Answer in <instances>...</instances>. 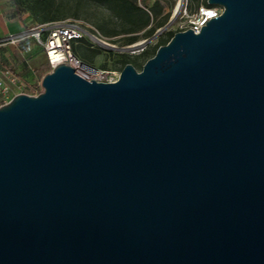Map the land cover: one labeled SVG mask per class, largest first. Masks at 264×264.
<instances>
[{
	"label": "water",
	"instance_id": "95a60500",
	"mask_svg": "<svg viewBox=\"0 0 264 264\" xmlns=\"http://www.w3.org/2000/svg\"><path fill=\"white\" fill-rule=\"evenodd\" d=\"M206 3L140 70L0 104V264H264V0Z\"/></svg>",
	"mask_w": 264,
	"mask_h": 264
},
{
	"label": "rangeland",
	"instance_id": "374dc122",
	"mask_svg": "<svg viewBox=\"0 0 264 264\" xmlns=\"http://www.w3.org/2000/svg\"><path fill=\"white\" fill-rule=\"evenodd\" d=\"M47 1L52 13L60 16L56 20L67 18L81 19L95 27L100 32V34L105 38L106 44L91 47L87 40L82 39L79 41L73 40L71 45H76L79 56H87L84 59L80 56L84 62L91 66L105 69L107 72H110L111 75H119L125 59L128 60L129 63H132L137 70H140L144 60L138 58L139 53L142 51L138 52V50H140L142 46L137 48H132V46L139 44L145 39L146 48L148 50H153L156 46V34L165 33L169 30L176 31L178 25L180 23H186L189 18L188 15L202 2V0H157L159 1L162 10L161 13L157 17H154L150 23V25L155 27L154 33L147 36L143 34V31H139L137 33V39L130 42L128 41L130 34L122 32L121 30L126 25L125 22L121 19L119 13L116 10H113L109 4L96 3L91 0ZM154 1L155 0H135L136 4L142 8H144L146 3L151 5ZM179 1L181 3L176 9V5ZM186 1L188 15L183 16L181 9ZM0 15H5L6 17H9L10 15L21 17L27 27L40 23V21L33 19L23 4L19 8H16L13 0H0ZM161 21L163 22V25L158 26ZM9 52L14 58L20 57V53L17 51L15 46H13ZM122 53L126 56H123ZM44 62L45 59H43L42 64ZM36 66L37 65L32 64V67ZM36 72L40 75L42 68L38 67ZM39 83L35 85L36 87H30L27 83H22L21 87L9 84V90L6 94L7 97L0 94V104H2V101L9 100L12 95L19 92L28 94L37 93L40 90Z\"/></svg>",
	"mask_w": 264,
	"mask_h": 264
},
{
	"label": "built area",
	"instance_id": "2783aa9c",
	"mask_svg": "<svg viewBox=\"0 0 264 264\" xmlns=\"http://www.w3.org/2000/svg\"><path fill=\"white\" fill-rule=\"evenodd\" d=\"M222 11L223 7L218 4L210 5L201 2L196 6L195 10L188 15L186 1L181 9V13L183 16L188 15L189 18L186 23H180L176 31L190 28L194 33H198L202 25H204L210 18L220 15ZM26 38L32 39L42 48L45 61L49 64L50 68L60 62H67L74 68L77 74L87 80L111 82L118 78V74L111 75L110 72H107L105 69L89 66V64L82 61L72 51L71 42L73 40L79 41L85 39L89 42L91 47L106 44L105 38L100 32L95 27L81 19L67 18L37 23L19 33L9 34L8 36L1 38L0 42L8 41L10 43H16ZM139 46H142V48H140L138 52L146 47V40L144 39L139 44L133 45L132 48H137ZM82 65L89 66L95 70V72L83 75L81 70ZM9 79L10 83L13 85H16L17 87L22 86V83H20V81L14 76H10ZM8 90L9 86L0 81V94L7 97L6 94ZM4 102L6 101H2V103Z\"/></svg>",
	"mask_w": 264,
	"mask_h": 264
},
{
	"label": "trees",
	"instance_id": "16d2710c",
	"mask_svg": "<svg viewBox=\"0 0 264 264\" xmlns=\"http://www.w3.org/2000/svg\"><path fill=\"white\" fill-rule=\"evenodd\" d=\"M96 3H106L111 6L113 10H116L121 19L125 22L122 32L130 34L128 41L133 42L137 39V33L143 31L144 35H152L155 31V27L150 25L154 17H157L161 13V6L159 1L155 0L151 5L145 4L144 8L138 6L135 0H91ZM14 6L19 8L22 4L25 6V9L30 13L33 19L42 22L52 21L58 19L60 16L52 13L50 6L48 5L47 0H13ZM202 3L206 4V0H202ZM163 25V22H159L158 26ZM175 31H166L165 33L156 35V46L153 50H148L146 47L139 53V57L144 60H147L151 57L156 48L159 45L166 43ZM116 33V32H115ZM92 49V48H90ZM72 51L80 58L84 59L86 55H78L76 45L72 46ZM123 56H126L122 53ZM82 58H80L82 60ZM83 61V60H82ZM128 63V60L123 61V66ZM142 66V65H141ZM42 72L45 73L50 69L49 64L45 61L41 66ZM36 87V86H33Z\"/></svg>",
	"mask_w": 264,
	"mask_h": 264
},
{
	"label": "crops",
	"instance_id": "0c3cea01",
	"mask_svg": "<svg viewBox=\"0 0 264 264\" xmlns=\"http://www.w3.org/2000/svg\"><path fill=\"white\" fill-rule=\"evenodd\" d=\"M28 28L21 17H6L0 15V39L9 34H16ZM15 46L20 57L14 58L9 52ZM45 59L42 48L32 39L26 38L16 43L8 41L0 42V81L6 85L10 83V76L17 78L20 83H27L30 87L40 82V75L36 69L41 66ZM32 64L37 65L32 67Z\"/></svg>",
	"mask_w": 264,
	"mask_h": 264
},
{
	"label": "bare ground",
	"instance_id": "6f19581e",
	"mask_svg": "<svg viewBox=\"0 0 264 264\" xmlns=\"http://www.w3.org/2000/svg\"><path fill=\"white\" fill-rule=\"evenodd\" d=\"M180 3H181L180 1L177 3L176 9L179 7ZM81 70H82L83 75L92 74L95 72V70H93L89 66H84V65L81 66Z\"/></svg>",
	"mask_w": 264,
	"mask_h": 264
}]
</instances>
